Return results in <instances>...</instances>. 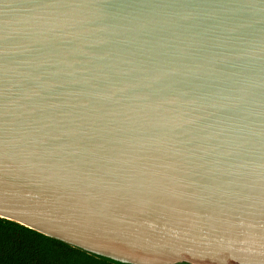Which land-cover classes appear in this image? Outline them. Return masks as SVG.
<instances>
[{
  "label": "water",
  "instance_id": "1",
  "mask_svg": "<svg viewBox=\"0 0 264 264\" xmlns=\"http://www.w3.org/2000/svg\"><path fill=\"white\" fill-rule=\"evenodd\" d=\"M0 218L264 264V0H0Z\"/></svg>",
  "mask_w": 264,
  "mask_h": 264
},
{
  "label": "trees",
  "instance_id": "2",
  "mask_svg": "<svg viewBox=\"0 0 264 264\" xmlns=\"http://www.w3.org/2000/svg\"><path fill=\"white\" fill-rule=\"evenodd\" d=\"M0 264H123L0 218ZM186 264V263H180Z\"/></svg>",
  "mask_w": 264,
  "mask_h": 264
}]
</instances>
